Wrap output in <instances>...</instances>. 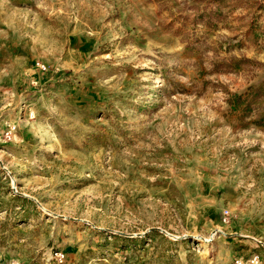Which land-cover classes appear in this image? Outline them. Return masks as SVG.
<instances>
[{
	"label": "rangeland",
	"instance_id": "374dc122",
	"mask_svg": "<svg viewBox=\"0 0 264 264\" xmlns=\"http://www.w3.org/2000/svg\"><path fill=\"white\" fill-rule=\"evenodd\" d=\"M0 264H264V0H0Z\"/></svg>",
	"mask_w": 264,
	"mask_h": 264
}]
</instances>
